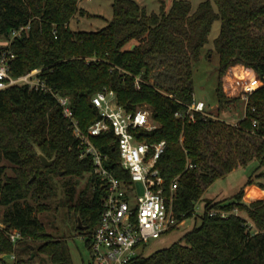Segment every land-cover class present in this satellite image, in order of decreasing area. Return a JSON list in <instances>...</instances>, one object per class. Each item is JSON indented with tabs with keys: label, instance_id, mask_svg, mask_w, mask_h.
Wrapping results in <instances>:
<instances>
[{
	"label": "trees",
	"instance_id": "1",
	"mask_svg": "<svg viewBox=\"0 0 264 264\" xmlns=\"http://www.w3.org/2000/svg\"><path fill=\"white\" fill-rule=\"evenodd\" d=\"M80 0H0V39L12 30L29 26L27 35L10 46L0 45V56L10 51L9 75L20 77L40 69L39 77L49 92L29 86L0 91V264L15 254L16 264H74L66 238L46 231L38 214L49 207L33 206L51 191L48 174L66 177L88 175V183L74 202L75 188L64 183L67 204L80 215L85 230L77 228L90 248L103 213L104 189L93 174L89 159H80L71 122L59 106L58 97L69 98L83 132L100 119L91 99L113 91L128 112L146 107L157 128L138 132L140 140L154 145L166 142L157 168L164 177L165 193L177 179L172 203L180 222L200 219L179 242L146 256V246L128 264H264V184L252 192L246 188L264 168V85L249 99L246 114L236 126L198 114L195 122L175 117L185 111L195 95L193 65L201 59L215 22L221 30L214 41L219 57L216 96L219 108L239 101L227 97L222 79L227 70L243 65L264 82V0H203L193 10L191 0L161 2L160 11L148 12L135 0H113V17L97 32L75 31L70 23ZM134 46V47H133ZM140 88L136 89V78ZM109 155L114 176L130 183V175L119 164L117 137L107 132L93 139ZM37 146L55 163L45 168ZM6 160L13 177L6 176ZM188 160L193 165L186 170ZM256 168L231 202L204 201L205 192L219 179L250 163ZM37 177L30 183L32 177ZM264 179V174L258 176ZM203 202L204 213L195 215ZM1 208H5L1 212ZM213 210L230 212L227 218L209 216ZM247 215L257 228L253 232ZM78 219V216H77ZM22 234L15 247L8 232Z\"/></svg>",
	"mask_w": 264,
	"mask_h": 264
},
{
	"label": "built area",
	"instance_id": "2",
	"mask_svg": "<svg viewBox=\"0 0 264 264\" xmlns=\"http://www.w3.org/2000/svg\"><path fill=\"white\" fill-rule=\"evenodd\" d=\"M90 1V0H89ZM29 26L12 30L7 40L10 46L16 38H22L29 32ZM15 56L4 52L0 56V91L13 86H29L36 91L49 92L40 79V69L20 77L9 75V62ZM140 78H136V89L140 88ZM223 89L227 97H238L248 103L250 97L264 82L256 73L243 66L230 67L222 79ZM230 90V91H229ZM59 106L64 116L70 120L71 128L80 159H89L94 166L93 174L99 178L104 189L103 213L90 243L92 260L90 264H128L139 255L141 246H148L152 240L161 239L182 223L173 210V201L177 190V179L170 187V194L165 193V179L157 168L158 160L164 154L166 142L161 141L151 145L140 140L138 132H151L157 128L152 119V113L146 107H140L135 112H128L119 103L113 91H104L92 97L91 102L97 109L100 119L92 124L87 132L80 128L71 108L69 98L58 97ZM185 111H179L175 117L180 120L196 121L198 114L205 118L218 120L203 101H193L186 106ZM113 132L117 137L120 154V166L129 173L130 183H125L114 176L108 168L109 155L103 153L93 142L107 132ZM193 165L188 160L186 170ZM140 183L142 193L136 187ZM204 213L199 205L195 215ZM209 216L227 218L229 214L223 210L210 211ZM1 228L5 226L0 224ZM8 236L16 247L22 240V234L17 229H11ZM13 254L6 259L7 264H16Z\"/></svg>",
	"mask_w": 264,
	"mask_h": 264
},
{
	"label": "rangeland",
	"instance_id": "3",
	"mask_svg": "<svg viewBox=\"0 0 264 264\" xmlns=\"http://www.w3.org/2000/svg\"><path fill=\"white\" fill-rule=\"evenodd\" d=\"M140 5L144 6L148 12L160 11L161 2H170L171 0H135ZM203 0H191L193 10H196ZM83 7L86 15H76L75 19L71 21L70 27L75 31L97 32L107 26L108 22L113 17V0H80L79 9ZM221 30V22L217 21L212 27L209 36V44L204 48L201 59L198 63L193 65V81L195 90V99L203 101L208 107V111L220 121L227 125L236 126L239 121L245 117L247 106L249 104L239 98V101L225 105L222 109L219 108L216 96V89L219 82V57L215 50L214 41L218 38ZM7 41L0 39V45L7 46ZM225 77V75H224ZM223 77V78H224ZM230 91V90H229ZM238 98V97H230ZM2 165L6 166V176L13 177L15 175L12 165L4 160ZM257 163H250L245 168H238L225 178L217 180L204 194V201L213 202H231L238 191L243 187L250 174L256 168ZM264 174V168H261L254 175V184L246 188L247 197L244 198V203L249 204L250 192L255 194L260 191V183L264 184V179L258 176ZM36 178L34 175L32 177ZM51 191L46 196L40 198L39 202L30 197L28 202L37 206L38 203H43L49 207L47 211L38 214L39 220L44 224L46 231L58 238H66L68 241L70 253L74 264H90L92 260V253L87 247L86 241L81 233L77 232L78 219L74 209H71L67 204V193L64 183L71 181V186L75 188V199L77 201L80 193L84 190L88 183V175L83 177H66L64 174L57 176L55 174H48ZM31 179V180H32ZM31 180L29 181L31 183ZM263 193L264 191L261 190ZM203 203V202H200ZM5 208H1L4 212ZM227 212V211H226ZM230 215V212H227ZM247 219V215L238 210L233 212ZM201 220L194 218L187 219L178 224V228L164 235L161 239L152 240L146 250L145 255L170 247L172 244L179 242L182 236L192 229L195 225H200ZM0 224L1 220H0ZM83 225V223H82ZM248 227L256 232L255 225L247 219ZM39 260L37 259V263Z\"/></svg>",
	"mask_w": 264,
	"mask_h": 264
},
{
	"label": "water",
	"instance_id": "4",
	"mask_svg": "<svg viewBox=\"0 0 264 264\" xmlns=\"http://www.w3.org/2000/svg\"><path fill=\"white\" fill-rule=\"evenodd\" d=\"M134 47V46H133ZM35 151L36 154L39 157V160L41 162V164L45 167V168H50L54 165L55 160H56V156L53 159H49L47 156H45V154H43V152L37 147L35 146ZM64 174L63 172L60 173V175ZM35 179V177L31 180V182ZM136 187L140 190V192L142 193V186L140 183L136 184ZM78 229L80 230H85L86 227H84L82 225V220L80 215H78Z\"/></svg>",
	"mask_w": 264,
	"mask_h": 264
},
{
	"label": "crops",
	"instance_id": "5",
	"mask_svg": "<svg viewBox=\"0 0 264 264\" xmlns=\"http://www.w3.org/2000/svg\"><path fill=\"white\" fill-rule=\"evenodd\" d=\"M142 6V5H141ZM81 9H83V10H86V9H84L83 7H81ZM87 11V10H86ZM199 206L203 209V203H199Z\"/></svg>",
	"mask_w": 264,
	"mask_h": 264
}]
</instances>
